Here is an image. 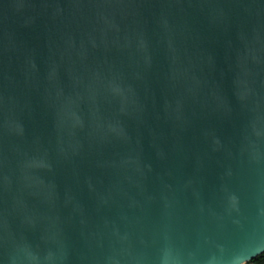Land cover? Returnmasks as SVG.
Returning a JSON list of instances; mask_svg holds the SVG:
<instances>
[{
  "label": "water",
  "instance_id": "1",
  "mask_svg": "<svg viewBox=\"0 0 264 264\" xmlns=\"http://www.w3.org/2000/svg\"><path fill=\"white\" fill-rule=\"evenodd\" d=\"M263 252L264 0H0V264Z\"/></svg>",
  "mask_w": 264,
  "mask_h": 264
},
{
  "label": "trees",
  "instance_id": "2",
  "mask_svg": "<svg viewBox=\"0 0 264 264\" xmlns=\"http://www.w3.org/2000/svg\"><path fill=\"white\" fill-rule=\"evenodd\" d=\"M264 264V252L254 257L252 260L248 261V264Z\"/></svg>",
  "mask_w": 264,
  "mask_h": 264
},
{
  "label": "clouds",
  "instance_id": "3",
  "mask_svg": "<svg viewBox=\"0 0 264 264\" xmlns=\"http://www.w3.org/2000/svg\"><path fill=\"white\" fill-rule=\"evenodd\" d=\"M239 264H248V262L246 260L241 259Z\"/></svg>",
  "mask_w": 264,
  "mask_h": 264
},
{
  "label": "built area",
  "instance_id": "4",
  "mask_svg": "<svg viewBox=\"0 0 264 264\" xmlns=\"http://www.w3.org/2000/svg\"><path fill=\"white\" fill-rule=\"evenodd\" d=\"M251 264H253V263H251Z\"/></svg>",
  "mask_w": 264,
  "mask_h": 264
}]
</instances>
